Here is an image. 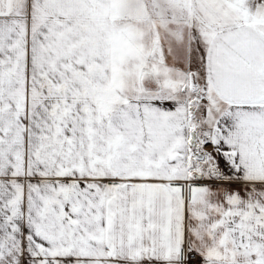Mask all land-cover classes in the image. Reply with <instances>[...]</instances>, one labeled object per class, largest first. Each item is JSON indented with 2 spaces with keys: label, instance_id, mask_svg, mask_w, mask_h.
<instances>
[{
  "label": "snow or ice",
  "instance_id": "obj_1",
  "mask_svg": "<svg viewBox=\"0 0 264 264\" xmlns=\"http://www.w3.org/2000/svg\"><path fill=\"white\" fill-rule=\"evenodd\" d=\"M0 264H264V0H0Z\"/></svg>",
  "mask_w": 264,
  "mask_h": 264
}]
</instances>
